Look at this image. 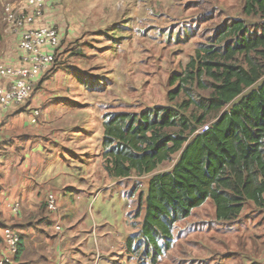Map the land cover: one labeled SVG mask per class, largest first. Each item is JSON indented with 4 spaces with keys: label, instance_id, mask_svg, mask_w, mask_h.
<instances>
[{
    "label": "trees",
    "instance_id": "trees-1",
    "mask_svg": "<svg viewBox=\"0 0 264 264\" xmlns=\"http://www.w3.org/2000/svg\"><path fill=\"white\" fill-rule=\"evenodd\" d=\"M241 3L242 16L222 22L171 75L169 104L140 111L107 107L102 115L101 156L108 174L150 176L145 206L135 213L140 220L128 219L135 231L125 247L134 264H160L176 244V224L209 199L219 223H234L248 205L264 210V0ZM65 42L61 34L58 65L40 75L42 81L62 66ZM80 78L83 85L89 82ZM173 160L170 169L158 170ZM239 246L245 251L240 264L256 259Z\"/></svg>",
    "mask_w": 264,
    "mask_h": 264
},
{
    "label": "crops",
    "instance_id": "crops-1",
    "mask_svg": "<svg viewBox=\"0 0 264 264\" xmlns=\"http://www.w3.org/2000/svg\"><path fill=\"white\" fill-rule=\"evenodd\" d=\"M51 5L48 3L44 10L50 24L65 32L68 25L63 17L68 14L57 15L63 4ZM85 15L83 12L76 27L71 21L62 66L43 81L42 76L36 77V89L27 104L10 108L0 117V261L7 255L2 230L11 225L22 234L14 264L130 262L125 242L135 230L128 222L125 201L132 177L112 178L104 168V111L95 109L91 98L84 100L82 75L73 71V60L86 53L70 40L84 31V36L91 33ZM19 40L20 33L2 27L0 63L21 64L24 53ZM128 64H132L131 59ZM52 191L60 195L57 214L51 213L45 202ZM15 202L21 203L19 214L8 206ZM58 218L62 231L56 229ZM193 237L188 241L194 254L209 258L212 245L224 253L228 251L223 236L217 241L201 239L199 234ZM262 245L252 242L246 246L256 257V261L250 258L246 264H264ZM196 256L192 258L201 259ZM209 259L205 261H212L213 256Z\"/></svg>",
    "mask_w": 264,
    "mask_h": 264
},
{
    "label": "rangeland",
    "instance_id": "rangeland-1",
    "mask_svg": "<svg viewBox=\"0 0 264 264\" xmlns=\"http://www.w3.org/2000/svg\"><path fill=\"white\" fill-rule=\"evenodd\" d=\"M20 1L0 0V28L6 27L5 5ZM48 3L51 6L60 4L46 0L41 16L29 24L36 22L31 26L34 28L53 26L62 34L63 40L69 34L71 21L76 27L82 13L86 14L85 22L90 24L87 31L91 33L84 36V31L70 40L86 53L73 60L76 67L73 71L89 80L86 85L82 83L84 100L91 98L95 109L101 111H105L104 106L140 111L169 104L168 92L175 88L170 83L171 75L182 70L200 43L209 42V37L222 22L229 17L242 16L241 0H161V3L153 0H126V3L125 0H63L57 15L68 14V17H63L68 25L64 32L59 26L50 24L44 11ZM187 7H192V11ZM251 21L257 22L258 19ZM52 49L51 46L43 47L44 51ZM130 59L131 65L128 64ZM53 64L54 67L58 65L57 62ZM174 162H164L158 170L170 169ZM149 177L133 176L129 179L132 187L126 191L125 206L129 209L127 218L131 221L140 220L135 219V213L139 206H145ZM214 218L215 206L209 199L194 209L190 217L179 221L174 230L176 244L163 264H240L229 259L244 256V249L238 245L246 248L253 241L256 245L262 243L260 253L263 251L264 210L248 205L237 221L228 224L219 223ZM193 233L199 234L201 239H209L210 236L215 241L223 236L229 240L227 245L238 243L234 247L229 246L225 254L217 251L220 247L212 245L213 252L208 256L214 255L213 260L205 261V258L210 260L203 256L205 254L190 252L192 248L188 240L194 239ZM181 237L183 239L179 242L177 239ZM237 247V251L232 250ZM193 256L201 259L195 260Z\"/></svg>",
    "mask_w": 264,
    "mask_h": 264
},
{
    "label": "built area",
    "instance_id": "built-area-1",
    "mask_svg": "<svg viewBox=\"0 0 264 264\" xmlns=\"http://www.w3.org/2000/svg\"><path fill=\"white\" fill-rule=\"evenodd\" d=\"M44 3L46 0H22L5 5L4 23L9 30L20 33L19 48L24 55L19 66L0 63V117L9 107L22 106L31 99L35 91L36 77L47 72L55 62L56 50L61 42L58 29L53 26L27 27L30 22L41 16L39 14ZM45 46L53 47L52 51H44ZM207 129L208 126H204L199 132ZM58 198L59 196L51 193L46 199V206L53 214L60 212ZM8 206L14 214L20 213V202L8 203ZM58 220L59 218L56 220V229L62 231V225ZM2 238L7 255L0 264L13 263L20 250L21 233L18 229L7 226L3 228Z\"/></svg>",
    "mask_w": 264,
    "mask_h": 264
}]
</instances>
